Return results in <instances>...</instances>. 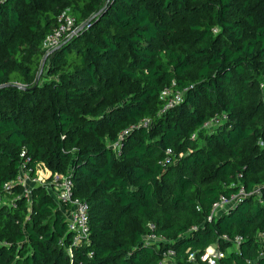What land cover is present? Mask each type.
Wrapping results in <instances>:
<instances>
[{"label":"trees","instance_id":"trees-1","mask_svg":"<svg viewBox=\"0 0 264 264\" xmlns=\"http://www.w3.org/2000/svg\"><path fill=\"white\" fill-rule=\"evenodd\" d=\"M261 83L264 0H0V264H264ZM24 160L87 204L71 256L67 207L2 188Z\"/></svg>","mask_w":264,"mask_h":264},{"label":"built area","instance_id":"built-area-1","mask_svg":"<svg viewBox=\"0 0 264 264\" xmlns=\"http://www.w3.org/2000/svg\"><path fill=\"white\" fill-rule=\"evenodd\" d=\"M66 11H63L60 13L57 17V26L53 29L51 33L45 36V38L41 42V47L44 51H50L54 49L59 42L61 41L63 35H65L68 31H70L71 27L74 24V18L65 13ZM260 88L264 89V84H260ZM161 95L163 97L167 98L166 105L164 109L171 107L181 101V94L179 92H173L171 89L165 87L161 91ZM147 121L144 122L146 124ZM169 149L166 151V153H169ZM21 155H24V151L21 152ZM27 162V160H24L21 166V169L18 172V175L16 177V180L11 183H6L3 185L4 190H8L12 184H20L23 187L22 195L27 196L30 194V191L26 188V185L28 182H36L39 178H37V171H36V177H30L29 173L24 172V164ZM44 167V166H40ZM39 167V168H40ZM38 170V169H37ZM49 179L51 181V185L53 188L57 191V203L59 204L60 208L67 209L65 212L66 217V226H67V232L70 233L71 236V242L66 247L67 254L71 256V247L72 245H79L81 242L86 238L87 235V204L86 202L79 200L77 198H73L72 195V183L71 181L57 173H51L49 172ZM243 191L240 190L239 194H242ZM236 196H231L230 199H226L225 197H220L219 201L216 202L213 207L214 210L217 211L218 209L225 207L231 200L235 199ZM16 197H12L9 200H6L3 197H0V205H6L9 207H13L15 205ZM66 211L68 212L66 215ZM264 239V234L261 235ZM223 239H227L226 236L222 237ZM148 239H154L153 235H150ZM234 245L239 243V239L235 238L233 241ZM172 252L169 251L166 253L167 255H171ZM226 254V252H223L219 250L215 245L208 246L203 255L201 256V261L207 263V264H222L220 259Z\"/></svg>","mask_w":264,"mask_h":264},{"label":"rangeland","instance_id":"rangeland-1","mask_svg":"<svg viewBox=\"0 0 264 264\" xmlns=\"http://www.w3.org/2000/svg\"><path fill=\"white\" fill-rule=\"evenodd\" d=\"M262 89V95H263V98H264V89ZM49 170L46 168V167H40L38 168L37 170V178L38 181L36 182H28L27 185H26V188L31 191L32 188L36 187V186H40V187H43L47 190V192L49 193V195L54 199V200H57V191L55 188H53V186L51 185V181L49 179ZM29 196V194H28ZM223 208V207H222ZM67 211H66V215H67Z\"/></svg>","mask_w":264,"mask_h":264},{"label":"water","instance_id":"water-1","mask_svg":"<svg viewBox=\"0 0 264 264\" xmlns=\"http://www.w3.org/2000/svg\"><path fill=\"white\" fill-rule=\"evenodd\" d=\"M84 25H85V23H84L83 25H81L80 28H82ZM52 50H53V49H52ZM50 51H51V50H50ZM40 73H41V69L39 70L38 76H39Z\"/></svg>","mask_w":264,"mask_h":264},{"label":"crops","instance_id":"crops-1","mask_svg":"<svg viewBox=\"0 0 264 264\" xmlns=\"http://www.w3.org/2000/svg\"><path fill=\"white\" fill-rule=\"evenodd\" d=\"M231 249H232L231 247H230V248H228L227 252H229ZM227 252H226V253H227Z\"/></svg>","mask_w":264,"mask_h":264}]
</instances>
